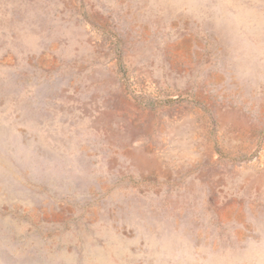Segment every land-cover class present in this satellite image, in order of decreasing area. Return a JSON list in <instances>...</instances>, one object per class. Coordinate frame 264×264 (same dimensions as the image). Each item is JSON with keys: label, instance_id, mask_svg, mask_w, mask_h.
<instances>
[{"label": "rangeland", "instance_id": "1", "mask_svg": "<svg viewBox=\"0 0 264 264\" xmlns=\"http://www.w3.org/2000/svg\"><path fill=\"white\" fill-rule=\"evenodd\" d=\"M0 264H264V0H0Z\"/></svg>", "mask_w": 264, "mask_h": 264}]
</instances>
